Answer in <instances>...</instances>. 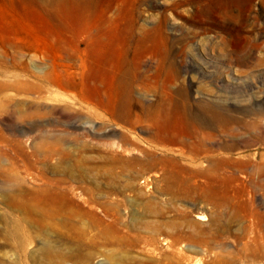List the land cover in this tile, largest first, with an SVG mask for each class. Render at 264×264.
Listing matches in <instances>:
<instances>
[{
    "label": "rangeland",
    "instance_id": "1",
    "mask_svg": "<svg viewBox=\"0 0 264 264\" xmlns=\"http://www.w3.org/2000/svg\"><path fill=\"white\" fill-rule=\"evenodd\" d=\"M0 264H264V0H0Z\"/></svg>",
    "mask_w": 264,
    "mask_h": 264
},
{
    "label": "bare ground",
    "instance_id": "2",
    "mask_svg": "<svg viewBox=\"0 0 264 264\" xmlns=\"http://www.w3.org/2000/svg\"><path fill=\"white\" fill-rule=\"evenodd\" d=\"M198 219L202 220L203 218L201 216H199Z\"/></svg>",
    "mask_w": 264,
    "mask_h": 264
}]
</instances>
